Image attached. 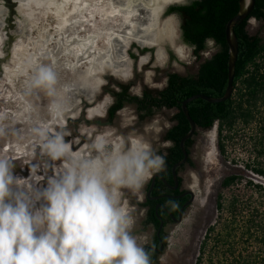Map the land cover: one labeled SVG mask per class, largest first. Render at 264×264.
I'll use <instances>...</instances> for the list:
<instances>
[{
  "label": "rangeland",
  "instance_id": "374dc122",
  "mask_svg": "<svg viewBox=\"0 0 264 264\" xmlns=\"http://www.w3.org/2000/svg\"><path fill=\"white\" fill-rule=\"evenodd\" d=\"M114 1L85 0L83 9L71 15V24H67L60 31L55 27L53 16L42 17L37 10L38 18L35 23L24 17L19 0L12 1L14 12L9 11L6 1L0 0V8L3 10L2 12L0 9V128L4 130V134L0 135V157L8 156L11 150L16 153L28 152L27 148H31V143L35 144L46 136V127L54 128L56 123L67 119L72 120L68 130L80 123L78 129L89 137L105 130H113L118 136H140L151 144L154 152L162 156V150L167 148L163 145L170 142L164 139V135L174 123V110L164 108L141 120L136 106L126 103L116 113L113 121L109 122L107 109L115 101L112 91L120 90L119 83H131L129 92L136 95H141L146 87L163 88L168 73L194 74L205 57L199 59L193 52L195 59L190 64L179 60L171 44H189L182 37L181 17L177 13L169 12L170 5L163 12L161 20L173 15L179 18L177 38L170 41L165 35L154 45L133 41L126 50L130 65L127 75L118 74L111 66H107L97 70L96 79L90 80V76L87 79L86 62L73 65L77 62L75 53L79 52L77 41H73L74 37L88 40L91 36L95 37L89 41L88 48L101 55L109 33L124 27L125 23L124 13L118 14L115 10L121 0ZM130 16L135 20L145 19V9H139ZM128 20L129 18L126 19ZM248 31L251 34L260 33L264 37V21L251 18ZM21 41L27 49L15 55V45ZM213 47L216 51L214 44ZM81 58L82 61L86 60L83 56ZM162 64L166 66L162 67ZM6 66L13 70L7 72L8 75L4 71ZM40 69H50L55 73V98L49 96L43 87L33 86ZM98 80L100 81L96 92L92 98L88 97L81 82L96 85ZM77 82L81 84L78 85ZM54 99L67 101L62 103L57 116L50 110ZM100 104L102 106L99 110H93ZM259 105L263 111L264 98ZM259 126L257 119L248 125L239 121L233 130L226 129L224 154L219 148L218 122L211 129L199 130L192 148L194 164H188L181 171L184 187L193 190L195 198L188 205L182 221L171 222L166 227L167 246L156 264L196 263L209 227L215 225V232L221 231L225 218L229 217L226 209L221 210L217 206L218 193L223 189L221 183L227 175L236 173L241 177L236 184L223 190L227 202L233 195H239L242 200L240 208L244 210V215H248L255 206L264 209V196H261L257 186L264 187V174L255 170L264 168V143ZM89 129L94 130L92 134L88 132ZM19 143L24 145L20 146ZM145 186L146 184L140 195L126 191L124 196L135 218L133 235L143 247L150 243L155 232V228L146 223V208L142 204ZM241 216L240 214V220L236 224V234L227 242L216 243L213 238L215 232L212 233L206 246L203 264H235L231 262L233 255L228 251L229 246L234 247L237 256L239 253L249 255L264 248L255 237L248 240L241 238Z\"/></svg>",
  "mask_w": 264,
  "mask_h": 264
},
{
  "label": "clouds",
  "instance_id": "9594fccd",
  "mask_svg": "<svg viewBox=\"0 0 264 264\" xmlns=\"http://www.w3.org/2000/svg\"><path fill=\"white\" fill-rule=\"evenodd\" d=\"M191 3L159 0L157 12L163 16L170 5ZM179 22L175 15L159 20L157 31L171 41L177 38ZM213 44L211 38L205 41L201 55L206 59L215 51ZM171 47L180 61L190 64L195 59L194 45ZM33 86L57 96L56 76L50 69H40ZM61 108L62 102L54 99L52 113ZM64 135L38 141L41 157L62 162L46 186L38 188L40 183L31 174L15 175L12 160L0 157V264H151L133 235L135 218L124 196L126 191L140 195L153 173L163 170L164 157L142 137L118 136L113 130L90 136V143L78 152Z\"/></svg>",
  "mask_w": 264,
  "mask_h": 264
},
{
  "label": "trees",
  "instance_id": "16d2710c",
  "mask_svg": "<svg viewBox=\"0 0 264 264\" xmlns=\"http://www.w3.org/2000/svg\"><path fill=\"white\" fill-rule=\"evenodd\" d=\"M238 10L239 0H192L190 6L171 5L169 12L180 15L183 40L187 44L195 46L194 53L197 58H202L201 52L206 49L205 41L208 38L213 40L217 50L212 53L211 58H204L200 61L198 70L194 74L168 73L167 81L163 88L146 87L141 95H136L129 92L131 83H119L120 90L112 91L115 101L107 110L109 122L113 121L116 113L126 103L136 106L141 120L153 116L156 111L164 108L174 110V123L164 135V139L170 141L171 146L162 150L165 166L160 171L170 183H174L172 166L184 156L180 141L191 128L190 122L182 108L183 101L195 94L221 97L225 93L228 82L229 59L226 25ZM251 18L264 21V0H256L249 16L235 26L239 52L236 62L234 91L231 97L220 102H211L198 97L188 102L187 108L196 122L197 130L194 136L185 142L190 156L185 164L177 168L178 172H181L187 164H194L191 157L192 148L199 130L211 129L216 122L219 123V148L222 154L226 152L224 131L226 129L233 130L239 121L248 125L258 119L264 143V109L262 111L259 105L264 98V37L260 33L251 34L248 31V24ZM255 170L260 174H264V168L262 167ZM178 178L181 186L183 178L181 176ZM240 179V175L236 173H231L223 179L221 183L223 189L218 193L217 206L218 209H226L229 217L225 218L221 231L215 232V225L209 227L195 264H203L206 246L213 232H215L213 238L216 243H225L233 234H236V224L240 220V214L243 218L241 238L248 240L255 237L256 240L264 245V209L255 206L248 215H244V210L240 208L242 200L239 195H233L227 202L223 193L224 189L230 188ZM257 186L263 197L264 187L262 185ZM154 187V192L157 193H161L164 190L170 191L162 178L156 179ZM158 202L170 206L172 214H177L184 206L185 199L170 202V199L166 197L158 201L147 198L142 203L149 207L146 223L152 224L155 228L156 245H160V243L163 245L159 251H147L151 257V264L157 263L160 254L167 246V234H165L164 239H158L156 236L161 225L160 216H164L160 208L156 212ZM260 203L263 205L262 201ZM171 216L168 215L167 219L164 218V221L162 220L163 227L167 222H172ZM228 251L233 255L231 262L235 264H264V248H260L249 255L239 253L238 256L234 247L229 246Z\"/></svg>",
  "mask_w": 264,
  "mask_h": 264
},
{
  "label": "bare ground",
  "instance_id": "6f19581e",
  "mask_svg": "<svg viewBox=\"0 0 264 264\" xmlns=\"http://www.w3.org/2000/svg\"><path fill=\"white\" fill-rule=\"evenodd\" d=\"M113 1L114 0H112V2ZM19 2L20 10L27 20L29 19L36 23V18H38L36 17V11L39 10V14L42 17H47L50 15L53 16L56 22L55 27L60 31L63 30V28H65L67 24H71V15L79 9H83V6L85 4V0H19ZM158 7L159 0H121L115 7V10L118 14H121L122 12L124 13L123 15H125L126 17L125 23L123 25L124 27L121 26L122 29L120 27L119 30L111 31L109 33V37H105L106 46L103 48V51H101V55H98L97 52L93 51L94 49L88 48L89 41L94 40L95 37L91 36L88 40L79 39L75 36L73 41H77V50H79V52L75 53L77 62H75L73 65L86 62L85 76L87 79H89L88 76H90V80L96 79V72L98 69L107 66H111L118 74L127 75V71L129 70L130 65L128 62L126 50L129 45L133 41L149 45L158 44L166 35L160 34L157 31L158 22L159 20H161V16L157 12ZM142 8L145 9V19L135 20L133 19L134 17L131 18L130 14H135V11H138ZM127 18H129L128 21H126ZM23 49L27 48L22 41L16 43L14 54L19 55L20 51ZM81 56H83V58H86V60L82 61V58L80 59ZM4 71L5 74L8 75L7 72L13 70L11 69V67L6 66ZM99 81L100 80L97 81L96 85H93L91 82H81L83 83V88H86L85 92L88 97L92 98V95L96 92ZM81 83L77 82L78 85H80ZM64 102L66 103L67 101L63 100L62 103ZM101 106L102 104H100L93 110H99Z\"/></svg>",
  "mask_w": 264,
  "mask_h": 264
},
{
  "label": "flooded vegetation",
  "instance_id": "af4514ba",
  "mask_svg": "<svg viewBox=\"0 0 264 264\" xmlns=\"http://www.w3.org/2000/svg\"><path fill=\"white\" fill-rule=\"evenodd\" d=\"M4 1H6L8 6L10 7L9 11L14 12L15 8L13 7V5H14L12 2L13 0H10V1L4 0ZM2 12H3V10H2ZM71 121L72 120L69 121V119H67L65 121L62 120V121L56 123L54 125V128H51V126H48L44 130H45L46 136H54L58 133H64L65 134L64 135L65 142H67L71 145V149L73 152H78V151H81L84 148H86L87 144L90 143V139L86 133H83V132H81V130L78 129V127L81 125L80 123H78V126L70 128V130H68V126H70L69 122H71ZM86 121H88V119H86ZM93 131H94L93 129H91V131H90V129L88 130V132L90 134H92ZM37 144H38V142H36L35 144L31 143L30 149H29V147L28 148L26 147L28 152H20L19 151V153H16L15 151L11 150L8 152L9 154L7 153L8 156H5V157L12 160V162L15 164V167H14V174L15 175L22 177V178H28V177H30V174H31L32 178L35 181H38L40 183L37 185V187H40L41 185L46 186L48 176L56 174V172L59 169L62 162L61 161L50 162V161H47L46 157H41L40 149L37 146ZM19 145L21 146L24 144L19 143ZM17 148L19 150H21L20 147H17ZM1 157H3V156H1ZM34 166H38V167L36 168L35 172L33 173V167ZM179 176H181L183 178V176L181 175V172H179ZM157 178H159V177H157ZM151 180H152V176L146 183L145 198H144L143 202H145L146 199L148 198V189H149V186L151 184ZM155 183H156V181H155ZM171 184H174V183H171ZM166 185L170 189L169 192L164 190L161 193H157V192H154L155 187H153V189L151 191V196H156L157 198H155V199L149 198V199L153 200V201H158V200L166 197V198L170 199V202H174V201H177L180 199H185V203H186V201L191 197L190 194L181 195L183 192L189 190L188 188L184 187V178H183V181L181 183V186H180V182H179V186L176 189L171 188L167 183H166ZM154 186H155V184H154ZM157 205L158 206H156V212H158V209L160 208L162 210V214L164 215V216H160V220L162 219L164 221V218L167 219L168 215H174L176 218L179 216L180 210H179V212H177V214H172V211H171L172 209L170 208V206H167L166 204H162L161 202H158ZM143 206L146 208V218H147V213H148L149 207L145 206V205H143ZM187 207H188V205L184 207L185 210L183 209V213H185ZM171 217H172V222H176V219H174L173 216H171ZM170 223L171 222H167L166 225L164 227H162L161 232H160V236H158V234H156L158 239H164V236H166L165 235L166 234V227ZM147 225H152V224L148 223ZM161 246H162L161 243H160V245H156L155 232H154L152 240L150 241L149 244L144 245V248L148 247L146 251L153 252V251H159V248Z\"/></svg>",
  "mask_w": 264,
  "mask_h": 264
},
{
  "label": "water",
  "instance_id": "95a60500",
  "mask_svg": "<svg viewBox=\"0 0 264 264\" xmlns=\"http://www.w3.org/2000/svg\"><path fill=\"white\" fill-rule=\"evenodd\" d=\"M255 1L256 0H239V10H238V12L228 21V23L226 25V40H227V43H228V46H229V59H228V82H227V87H226L224 95H222L221 97H212V96H208V95H205V94H195V95H192V96L188 97L187 99H185L183 101L182 108H183V111H184L185 115L187 116V118H188V120L190 122L191 128L182 137V139L180 141V145H181V148H182L184 156H183L182 159H180L179 161L174 163V165L172 166L174 184L169 183L164 178V176L161 174L160 171L154 172L153 175H152L151 184H150L149 189H148V198H150V199L157 198L156 196H151V191H152V189L154 187V184H155V181H156L157 177L162 178L163 181L165 183H167L171 188L176 189L179 186V178H178L179 177V172L177 171V168L179 166L185 164L188 161L189 156H190L189 152L186 149L185 142H186L187 139H189L190 137L194 136V134H195V132L197 130L196 122L191 117V115L189 113V110L187 108L188 102H190L191 100H193L195 98H198V97H202V98L207 99V100H209L211 102H220V101L227 100L233 94V91H234V79H235V74H236V62H237V57H238V52H239V42H238V37H237L236 31H235V26L237 24L241 23L244 19H246L249 16V14L251 13V11L253 10V8L255 6ZM140 44H142V43H140ZM143 45H145V44H143ZM185 194H190L191 197L186 201L184 206L180 209V213H179V216L177 218L174 215H172L173 218L176 219V221H178V222L182 221V219L184 217V213H183L184 207L189 205L193 201V199L195 198V193L191 189L183 192L181 195H185ZM162 227H163V221L161 219V225H160V227L158 228V231H157L158 236H160V232H161ZM162 246L159 249H161ZM147 248L148 247H145V250H147Z\"/></svg>",
  "mask_w": 264,
  "mask_h": 264
}]
</instances>
